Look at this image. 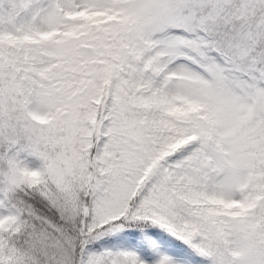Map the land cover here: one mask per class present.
I'll use <instances>...</instances> for the list:
<instances>
[{
	"label": "snow or ice",
	"instance_id": "1",
	"mask_svg": "<svg viewBox=\"0 0 264 264\" xmlns=\"http://www.w3.org/2000/svg\"><path fill=\"white\" fill-rule=\"evenodd\" d=\"M0 264H264V0H0Z\"/></svg>",
	"mask_w": 264,
	"mask_h": 264
}]
</instances>
